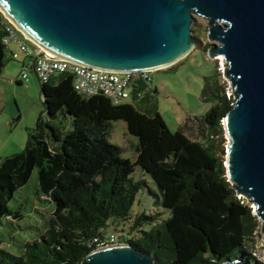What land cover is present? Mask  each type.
I'll list each match as a JSON object with an SVG mask.
<instances>
[{
  "label": "trees",
  "instance_id": "16d2710c",
  "mask_svg": "<svg viewBox=\"0 0 264 264\" xmlns=\"http://www.w3.org/2000/svg\"><path fill=\"white\" fill-rule=\"evenodd\" d=\"M5 33L0 19V74L10 59ZM219 74L205 76L202 96L211 108L188 117L174 135L152 99L153 85L140 100L114 104L105 96L78 93L70 72L41 83L48 119L29 132L22 151L0 158V218L23 217L9 203L37 169V197L54 204L53 219L39 239L23 243L20 254L2 246L0 233V264H81L96 248L90 242L111 233L152 254L155 264L256 261L246 244L257 217L228 181L225 149L213 139L223 132V118L234 102ZM60 114L72 117V128L53 122ZM116 120H124L138 138L135 160L110 140ZM195 124L205 140L186 134ZM136 166L151 174L159 193L150 192L157 206L170 211L167 218L158 210L133 213L137 193L148 186L132 177ZM111 226L114 232H108ZM135 232L139 236L131 237Z\"/></svg>",
  "mask_w": 264,
  "mask_h": 264
},
{
  "label": "water",
  "instance_id": "95a60500",
  "mask_svg": "<svg viewBox=\"0 0 264 264\" xmlns=\"http://www.w3.org/2000/svg\"><path fill=\"white\" fill-rule=\"evenodd\" d=\"M0 13L45 56L105 72L177 63L197 45L195 16L206 19L207 55L224 56L234 98L222 121L228 181L254 204L264 239V0H0ZM81 264H155V258L119 243L93 249Z\"/></svg>",
  "mask_w": 264,
  "mask_h": 264
},
{
  "label": "rangeland",
  "instance_id": "374dc122",
  "mask_svg": "<svg viewBox=\"0 0 264 264\" xmlns=\"http://www.w3.org/2000/svg\"><path fill=\"white\" fill-rule=\"evenodd\" d=\"M194 27L197 30L196 33L193 32V35L198 36L195 49L177 63L154 72L152 85L157 89L152 92L154 94L152 99L157 103L171 135L178 131L188 117H201L213 105L212 102L205 101L202 96L205 76L214 75L217 70L222 82L226 85L228 96L232 95V88L224 75L226 69L224 56L217 55L212 59L207 55V49L211 45V41L206 36L208 21L196 15L192 25V28ZM14 49L18 50L16 46ZM18 51L21 58L24 52ZM7 52L10 59L0 74V158L22 151L27 144L29 132L37 129L41 119H48L42 102L41 82L32 69L27 70L28 79L18 82L17 79L21 77L23 69L20 64L21 59H13L9 50ZM60 115L59 119L53 122L61 124L60 121H62V126L72 128V117L67 115V118H63L62 114ZM185 131L192 139H206L197 124L193 126V129ZM213 139L220 143L226 152L227 140L224 132L214 133ZM110 140L121 146L124 157L136 159L138 138L129 133L124 120L112 122ZM132 177L136 181L145 179L148 184L137 193L132 208L133 213L150 214L158 210L162 213L161 219L167 218L170 211L157 206L156 196L150 192L159 193L151 174L140 166H136ZM37 186L38 172L35 169L29 182L15 193L9 203L13 210H20L23 217L17 220L11 216L0 218L2 246L15 254L22 252L24 242L39 239L52 223L54 204L46 202L45 196L37 197ZM250 205L254 206L253 203ZM114 231L113 226L108 228V232ZM139 234L135 232L131 237H138ZM261 235L263 234L257 219L253 231L247 236L246 252L258 262L264 261V239Z\"/></svg>",
  "mask_w": 264,
  "mask_h": 264
},
{
  "label": "built area",
  "instance_id": "2783aa9c",
  "mask_svg": "<svg viewBox=\"0 0 264 264\" xmlns=\"http://www.w3.org/2000/svg\"><path fill=\"white\" fill-rule=\"evenodd\" d=\"M0 19L6 32L3 43L11 57L18 59V50L34 57L32 64L23 66L22 77L24 79L28 76V69L35 71L41 83L47 82L57 72H70L74 75V88L78 93L85 97L105 96L111 99L114 104L140 100L148 91H151L154 72L157 70L105 72L60 61L45 56L36 46L32 49L29 40L1 13ZM14 46L18 50L14 49ZM119 243L128 242L122 238V235L111 233L95 237L90 242V246L95 244L96 248H100Z\"/></svg>",
  "mask_w": 264,
  "mask_h": 264
},
{
  "label": "crops",
  "instance_id": "0c3cea01",
  "mask_svg": "<svg viewBox=\"0 0 264 264\" xmlns=\"http://www.w3.org/2000/svg\"><path fill=\"white\" fill-rule=\"evenodd\" d=\"M19 58H20V55H19ZM21 61H20V64L22 65V67L24 66V65H28V64H32L33 62H34V57L33 58H31V57H29L26 53H23V55L21 56ZM23 70V69H22ZM33 70V69H32ZM33 72H34V74L36 75V73H35V71L33 70ZM19 77V76H18ZM28 77H29V75L27 76V78H25V79H28ZM36 77H37V75H36ZM38 78V77H37ZM24 78L22 77V73H21V77H19L18 79H17V81L18 82H22V80H23ZM39 80V79H38ZM40 81V80H39Z\"/></svg>",
  "mask_w": 264,
  "mask_h": 264
},
{
  "label": "bare ground",
  "instance_id": "6f19581e",
  "mask_svg": "<svg viewBox=\"0 0 264 264\" xmlns=\"http://www.w3.org/2000/svg\"><path fill=\"white\" fill-rule=\"evenodd\" d=\"M221 58H223V57L221 56Z\"/></svg>",
  "mask_w": 264,
  "mask_h": 264
}]
</instances>
